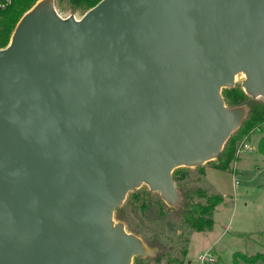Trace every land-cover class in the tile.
Wrapping results in <instances>:
<instances>
[{
	"label": "water",
	"instance_id": "water-1",
	"mask_svg": "<svg viewBox=\"0 0 264 264\" xmlns=\"http://www.w3.org/2000/svg\"><path fill=\"white\" fill-rule=\"evenodd\" d=\"M264 98V0H38L0 48V264L154 256L115 219L142 185L181 208L173 173L217 159Z\"/></svg>",
	"mask_w": 264,
	"mask_h": 264
},
{
	"label": "rangeland",
	"instance_id": "rangeland-1",
	"mask_svg": "<svg viewBox=\"0 0 264 264\" xmlns=\"http://www.w3.org/2000/svg\"><path fill=\"white\" fill-rule=\"evenodd\" d=\"M59 12L63 17L75 15L81 18L85 14L70 10ZM243 79L244 75L239 74L235 86L242 87ZM255 99L264 101L263 97ZM246 106L247 117L250 108ZM259 139L260 135L254 134L250 141L254 148L240 155L236 152L237 161L233 164V171L213 168L209 161L201 165L205 170L208 169V172L200 179L196 167H189L191 168L187 176L189 187L206 189L208 195L218 193L225 198L226 203L220 205L212 215L214 226L211 230L201 232L192 230L181 221L180 209L183 205L181 208L169 206L159 192L151 191L145 184L127 195L122 206L116 210L115 219L123 222L129 232L140 236L155 251L154 256L159 253L157 247L151 246L156 240L174 257L183 258L184 264H202L200 256H208L211 253L216 256V260L221 256L226 263L234 261L236 251L255 253L256 248L249 237L255 236L254 233L258 231H264V153L259 150ZM243 140L238 142V147ZM144 190L151 191L154 199L165 202L167 207L162 213L157 206H152L146 212L140 210L141 202L137 200V194ZM184 249L188 250L185 258ZM239 264L250 263L241 261Z\"/></svg>",
	"mask_w": 264,
	"mask_h": 264
},
{
	"label": "trees",
	"instance_id": "trees-1",
	"mask_svg": "<svg viewBox=\"0 0 264 264\" xmlns=\"http://www.w3.org/2000/svg\"><path fill=\"white\" fill-rule=\"evenodd\" d=\"M37 1L11 0L5 6H0V48H4L9 44L17 23ZM55 1L61 12L70 10L71 12H82L84 14L101 0ZM0 2L4 3L6 0ZM223 95L226 104L230 107L246 104L250 108L248 116L243 120L241 126L233 132L220 156L209 162L213 168L233 171V164L237 161L238 142L241 140L251 141L254 134H259V150L264 153V101L260 102L251 97L241 86L226 88L223 90ZM195 169L200 173V179H203L206 173L204 166H198ZM190 170L189 167H181L175 169L173 173L176 184L183 193V207L180 209L181 221L194 231L211 230L214 226L212 215L220 205L226 203L225 198L218 193L208 195L206 189L189 187L187 176ZM203 199H206V201ZM137 200L141 202L140 210L142 212L149 211L148 209H151L152 206H157L162 213L167 207L163 200L154 199L152 192L149 190L138 193ZM254 235L249 239L256 248L255 253L236 251L232 263H226L221 256H218L213 264H239L241 261L250 264L264 263V231H258ZM151 246L157 247L159 253L156 256H136L134 264H184L185 260L183 258L174 257L169 250L163 249L158 241L154 240ZM183 253L184 258L187 257L188 250L184 249Z\"/></svg>",
	"mask_w": 264,
	"mask_h": 264
},
{
	"label": "built area",
	"instance_id": "built-area-1",
	"mask_svg": "<svg viewBox=\"0 0 264 264\" xmlns=\"http://www.w3.org/2000/svg\"><path fill=\"white\" fill-rule=\"evenodd\" d=\"M10 1L11 0H6V2H4V3L0 2V6H5L6 3H9ZM253 148L254 147H253L252 143L245 139V140H243L240 143V145L238 147V150H237V155H240L243 152H249ZM200 261H201L202 264H213V263L216 262V256L214 254H212V253L210 255H208V256L201 255L200 256Z\"/></svg>",
	"mask_w": 264,
	"mask_h": 264
},
{
	"label": "crops",
	"instance_id": "crops-1",
	"mask_svg": "<svg viewBox=\"0 0 264 264\" xmlns=\"http://www.w3.org/2000/svg\"><path fill=\"white\" fill-rule=\"evenodd\" d=\"M1 1V0H0ZM208 169H206V175H207Z\"/></svg>",
	"mask_w": 264,
	"mask_h": 264
},
{
	"label": "flooded vegetation",
	"instance_id": "flooded-vegetation-1",
	"mask_svg": "<svg viewBox=\"0 0 264 264\" xmlns=\"http://www.w3.org/2000/svg\"><path fill=\"white\" fill-rule=\"evenodd\" d=\"M190 264V263H189Z\"/></svg>",
	"mask_w": 264,
	"mask_h": 264
}]
</instances>
